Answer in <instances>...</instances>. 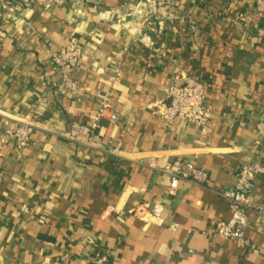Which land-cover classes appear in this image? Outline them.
I'll list each match as a JSON object with an SVG mask.
<instances>
[{
    "label": "crops",
    "instance_id": "crops-1",
    "mask_svg": "<svg viewBox=\"0 0 264 264\" xmlns=\"http://www.w3.org/2000/svg\"><path fill=\"white\" fill-rule=\"evenodd\" d=\"M15 1L0 0V264H264V175L246 210L248 246L213 230L232 216L221 193L239 166L264 164L256 0H169L146 44L138 30L157 0H35L23 13ZM72 36L83 52L69 70L74 89L51 60ZM188 76L209 83L205 128L157 112ZM106 91L116 119L101 120L99 139L70 140ZM23 122L37 128L19 149L7 135ZM177 158L205 168L209 183L181 180L171 193L159 167ZM154 202L160 217L131 213Z\"/></svg>",
    "mask_w": 264,
    "mask_h": 264
},
{
    "label": "built area",
    "instance_id": "built-area-1",
    "mask_svg": "<svg viewBox=\"0 0 264 264\" xmlns=\"http://www.w3.org/2000/svg\"><path fill=\"white\" fill-rule=\"evenodd\" d=\"M34 1L16 0L14 4L23 13L32 6ZM256 2L258 8L264 11V0H256ZM144 4L143 1H139L134 6L136 9H140ZM156 7V10L149 13L144 28L142 27L138 30V34L141 37L140 40L145 44L151 39L152 35L150 32L153 29L154 17L160 13L167 14L169 0H157ZM168 16H172V13L169 12ZM192 28L194 29L193 26ZM82 58L83 52L80 46V39L76 36H72L65 47L55 50L51 54L52 62L65 71L64 85L70 89H74L76 83L69 70L77 66ZM119 73L120 70L116 69L115 74ZM113 79H115V76ZM208 86L209 83L205 79L197 76H188L183 84H175L166 88L165 99L159 103L157 112L167 121L180 118L192 121L205 128L210 116V112L205 106ZM111 95L110 91L99 93L100 108L95 114L94 122L90 126L77 122L72 123L69 133H67V137L70 140L79 138L99 139L100 134L98 131L101 120L104 118L116 119V115L110 110ZM36 128L37 125L33 122H23L14 131L8 133L7 136L14 139L19 149L26 148L30 145L32 134ZM260 134L264 138V126L261 128ZM159 170L170 176L169 190L171 193L177 190L181 180H188L198 185H205L210 180L209 173L205 168L198 167L194 163L181 158L175 159L166 166H160ZM260 175H264V164L260 162H244L239 166L235 186L221 193L231 202L232 216L228 219H219L213 224V230L216 234L227 239L238 240L243 244L244 248L248 246L245 235L247 226L246 210L251 207L250 193ZM163 209L162 203L154 202L151 207L139 205L131 213L137 216L149 213L154 217H160ZM257 209L264 213V205L258 206ZM108 258L107 255L102 256L104 262H109Z\"/></svg>",
    "mask_w": 264,
    "mask_h": 264
}]
</instances>
